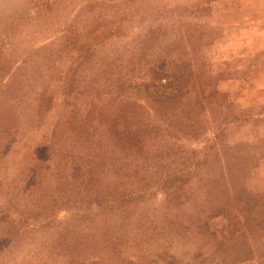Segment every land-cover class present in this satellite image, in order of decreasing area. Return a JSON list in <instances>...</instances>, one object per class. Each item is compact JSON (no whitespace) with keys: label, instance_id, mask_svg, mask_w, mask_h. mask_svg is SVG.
<instances>
[{"label":"rangeland","instance_id":"rangeland-1","mask_svg":"<svg viewBox=\"0 0 264 264\" xmlns=\"http://www.w3.org/2000/svg\"><path fill=\"white\" fill-rule=\"evenodd\" d=\"M13 223L0 264H264V0H0Z\"/></svg>","mask_w":264,"mask_h":264},{"label":"trees","instance_id":"trees-1","mask_svg":"<svg viewBox=\"0 0 264 264\" xmlns=\"http://www.w3.org/2000/svg\"><path fill=\"white\" fill-rule=\"evenodd\" d=\"M125 201L118 202L119 206L124 205ZM99 205V203H98ZM17 227L14 223L12 224V227H8L6 231L4 230L5 233H2L0 237V258L2 257V254L4 251L6 253H9L10 250H12L14 247L20 248L22 244L20 243L23 238H20L18 241L16 240V237L18 236V231ZM21 228L19 227V235H20ZM26 230L21 231V235L25 234ZM16 242V243H15Z\"/></svg>","mask_w":264,"mask_h":264}]
</instances>
